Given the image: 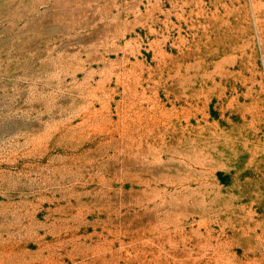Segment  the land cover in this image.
Returning a JSON list of instances; mask_svg holds the SVG:
<instances>
[{
	"label": "rangeland",
	"instance_id": "1",
	"mask_svg": "<svg viewBox=\"0 0 264 264\" xmlns=\"http://www.w3.org/2000/svg\"><path fill=\"white\" fill-rule=\"evenodd\" d=\"M0 264H264V0H0Z\"/></svg>",
	"mask_w": 264,
	"mask_h": 264
}]
</instances>
